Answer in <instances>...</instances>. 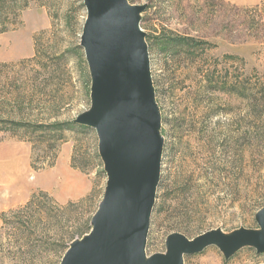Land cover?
<instances>
[{
	"label": "rangeland",
	"instance_id": "374dc122",
	"mask_svg": "<svg viewBox=\"0 0 264 264\" xmlns=\"http://www.w3.org/2000/svg\"><path fill=\"white\" fill-rule=\"evenodd\" d=\"M129 2L145 5L140 27L164 138L146 254L165 252L175 231L191 238L217 227L257 228L264 0ZM85 16L82 0H0V113L31 125L13 129L0 115V264H59L102 198L95 130L68 127L58 138L32 128L72 121L90 106L79 45ZM184 264H264V255L243 247L226 259L210 246Z\"/></svg>",
	"mask_w": 264,
	"mask_h": 264
},
{
	"label": "water",
	"instance_id": "95a60500",
	"mask_svg": "<svg viewBox=\"0 0 264 264\" xmlns=\"http://www.w3.org/2000/svg\"><path fill=\"white\" fill-rule=\"evenodd\" d=\"M86 16L79 45L90 75V106L74 123L91 127L106 173L90 229L70 241L59 264H184V257L217 247L227 259L243 247L264 255V205L257 228H221L194 237L171 232L165 252L146 254L164 138L150 73L144 4L82 0Z\"/></svg>",
	"mask_w": 264,
	"mask_h": 264
},
{
	"label": "trees",
	"instance_id": "16d2710c",
	"mask_svg": "<svg viewBox=\"0 0 264 264\" xmlns=\"http://www.w3.org/2000/svg\"><path fill=\"white\" fill-rule=\"evenodd\" d=\"M180 42H184L187 41L189 39H184V38H178L177 39ZM191 40V39H190ZM9 111H3L2 113H0L1 116H7V113ZM9 116L6 117V119H1V121L5 124L8 125V127H11L13 129L22 127L25 128L26 130L28 129V126H31L29 123L26 122H22V121H17V120H13V119H8ZM76 126H82L79 125L77 123H74L73 121H54L51 123H47V124H36V126H33L32 128L34 129L33 131L36 130H41L42 132H49V133H59L60 135H57L58 138H60L62 136V132L63 130L67 129L68 127H76ZM90 229V226H89ZM70 243V242H69ZM251 248V247H249Z\"/></svg>",
	"mask_w": 264,
	"mask_h": 264
},
{
	"label": "crops",
	"instance_id": "0c3cea01",
	"mask_svg": "<svg viewBox=\"0 0 264 264\" xmlns=\"http://www.w3.org/2000/svg\"><path fill=\"white\" fill-rule=\"evenodd\" d=\"M229 2L235 3V4H239V5H244V4H249L252 2H255L256 0H228ZM23 202V201H20ZM15 204V203H13Z\"/></svg>",
	"mask_w": 264,
	"mask_h": 264
}]
</instances>
